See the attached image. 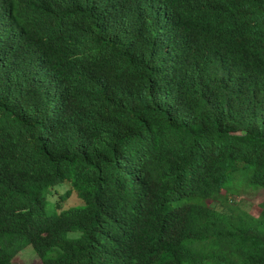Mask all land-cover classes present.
<instances>
[{
    "label": "trees",
    "instance_id": "obj_1",
    "mask_svg": "<svg viewBox=\"0 0 264 264\" xmlns=\"http://www.w3.org/2000/svg\"><path fill=\"white\" fill-rule=\"evenodd\" d=\"M244 189L264 0H0V264H264Z\"/></svg>",
    "mask_w": 264,
    "mask_h": 264
},
{
    "label": "rangeland",
    "instance_id": "obj_2",
    "mask_svg": "<svg viewBox=\"0 0 264 264\" xmlns=\"http://www.w3.org/2000/svg\"><path fill=\"white\" fill-rule=\"evenodd\" d=\"M70 185L67 182L59 183L55 186L56 192L48 195L47 199L51 201L47 205V211L53 212L56 210L54 205V198L57 194H63L64 191L69 188ZM243 190V189H242ZM238 195H230L228 198L232 199L231 204H234L241 209L247 211L253 216H257L260 212V204L264 200V190L263 189H244ZM83 205V201L79 199L75 192L72 190L71 195L62 202L60 209H66L68 207H80ZM13 264H41L38 256L34 252L32 246H27L26 248L19 251L12 260Z\"/></svg>",
    "mask_w": 264,
    "mask_h": 264
}]
</instances>
